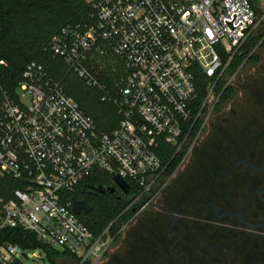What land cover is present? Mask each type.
I'll return each instance as SVG.
<instances>
[{"label": "built area", "instance_id": "1", "mask_svg": "<svg viewBox=\"0 0 264 264\" xmlns=\"http://www.w3.org/2000/svg\"><path fill=\"white\" fill-rule=\"evenodd\" d=\"M92 9L91 22L62 27L49 50L117 105L119 125L101 131L35 61L14 94L1 88L0 178L21 186L0 195V264L24 263L21 248L2 239L14 228L80 264L99 261L114 238L109 228L95 238L68 193L99 172L132 182L138 197L151 193L167 169L157 149L180 151L198 133L246 67L231 64L264 21L251 0H93ZM199 73L208 82L196 103Z\"/></svg>", "mask_w": 264, "mask_h": 264}, {"label": "flooded vegetation", "instance_id": "2", "mask_svg": "<svg viewBox=\"0 0 264 264\" xmlns=\"http://www.w3.org/2000/svg\"><path fill=\"white\" fill-rule=\"evenodd\" d=\"M258 33V62L204 119L185 161L149 194L117 187L132 216L95 264H264V22Z\"/></svg>", "mask_w": 264, "mask_h": 264}, {"label": "trees", "instance_id": "3", "mask_svg": "<svg viewBox=\"0 0 264 264\" xmlns=\"http://www.w3.org/2000/svg\"><path fill=\"white\" fill-rule=\"evenodd\" d=\"M251 1L259 14L257 0ZM92 4L93 0L91 2L87 0H0V60H4V64H0V104L3 101V90L14 94L26 66L35 61L42 64L52 78L61 81L65 92L95 120L101 131L111 132L119 125L121 115L118 113L117 105L112 101L102 100L101 90L88 86L75 72H69L64 60L53 55L49 50L52 36L62 27L92 21ZM261 37L259 33H254L247 39L241 47V53L236 55L231 64L232 70L245 60L247 64L258 62L255 48ZM207 82L203 74L197 75L196 103L204 97ZM234 93L233 87H227L221 100H229ZM157 152L167 165L165 171L167 177L180 164L187 152V147L177 151L175 146L162 143ZM111 184H113L112 175L99 172L82 181L75 191L68 193L69 199L72 197L86 199L92 205L93 208L89 213H82L78 217L92 231L95 238L100 237L109 228L111 236L116 239L121 225L132 216L125 211L128 202L119 199L114 193L89 195L83 192L93 186H110ZM130 185L133 193H140L141 190L132 182ZM17 186H21L20 183L0 178V195L10 197L11 190ZM2 239L17 244L23 250L40 248L46 252L53 264H58L59 256L63 255L71 264L81 262V259L70 251L43 244L34 233L21 228L4 230Z\"/></svg>", "mask_w": 264, "mask_h": 264}, {"label": "rangeland", "instance_id": "4", "mask_svg": "<svg viewBox=\"0 0 264 264\" xmlns=\"http://www.w3.org/2000/svg\"><path fill=\"white\" fill-rule=\"evenodd\" d=\"M87 1H90L91 2L92 0H87ZM257 2L259 3V4L258 3L256 4L258 10L260 11L259 14H264V0H257ZM260 27L261 26H259V28L255 31V33H258L259 32ZM249 67H250V64H249V66L245 67L243 69V71H245V70L247 71L249 69ZM238 76H237V78H238ZM194 138L195 137H192L191 138L192 141L189 140V141H191L190 144H189V141H188V144H186L184 146V147H187V152L184 155V157H183V159H182L181 162L185 161V159L189 155V152H190V150H191V148L193 146V143H194ZM167 177L164 175V177H162L161 179H167ZM111 238H113V236H111L110 239ZM59 250H61V249H59ZM21 252L24 254V256L22 258L24 264H53V262L48 257V255L46 254V252L44 250L40 249V248H37V249H26V250L21 249ZM35 254L40 255L41 257L40 258H37V257H35ZM25 255H26V257H25ZM58 264H71V263L63 255V256H59V258H58ZM72 264H76V263H72Z\"/></svg>", "mask_w": 264, "mask_h": 264}, {"label": "water", "instance_id": "5", "mask_svg": "<svg viewBox=\"0 0 264 264\" xmlns=\"http://www.w3.org/2000/svg\"><path fill=\"white\" fill-rule=\"evenodd\" d=\"M112 179L115 185L111 186H93L90 190L85 191L86 194H93L98 195L100 193H115L117 190V187L120 188L123 192L128 193L130 191V185L129 183L124 180L119 175L112 173ZM131 197L127 199V201H130ZM92 205L86 200V199H79L76 197H72V210L75 214L80 215L82 213H89L92 210Z\"/></svg>", "mask_w": 264, "mask_h": 264}]
</instances>
